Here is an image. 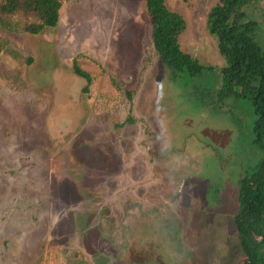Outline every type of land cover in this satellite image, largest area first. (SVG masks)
Wrapping results in <instances>:
<instances>
[{
  "label": "rangeland",
  "instance_id": "obj_1",
  "mask_svg": "<svg viewBox=\"0 0 264 264\" xmlns=\"http://www.w3.org/2000/svg\"><path fill=\"white\" fill-rule=\"evenodd\" d=\"M216 1L165 0L185 20L181 49L205 66L192 77L161 62L144 0H62L36 34L19 15L0 23V264H133L147 252L241 263L239 176L263 152L250 102L215 97L223 60L205 19ZM246 13L264 51V0ZM154 218L168 221L150 229L162 246L140 250L138 222Z\"/></svg>",
  "mask_w": 264,
  "mask_h": 264
},
{
  "label": "trees",
  "instance_id": "obj_2",
  "mask_svg": "<svg viewBox=\"0 0 264 264\" xmlns=\"http://www.w3.org/2000/svg\"><path fill=\"white\" fill-rule=\"evenodd\" d=\"M144 1L150 20L151 43L163 65L177 76L183 73L199 76L205 66L184 52L179 44V35L185 29L182 15L169 9L165 0ZM255 2L217 0L205 19L206 29L223 60L216 100L234 97L250 102L254 115L252 143L263 152V157L249 173L242 174L238 182V208L233 222L243 257L240 264H264V51L256 39L258 24L247 18L246 13L247 7ZM61 3L62 0H3L0 23L19 15L25 19L21 30L36 34L57 24ZM72 67L76 75L90 83L89 74L74 60ZM130 95L127 92L128 98Z\"/></svg>",
  "mask_w": 264,
  "mask_h": 264
},
{
  "label": "flooded vegetation",
  "instance_id": "obj_3",
  "mask_svg": "<svg viewBox=\"0 0 264 264\" xmlns=\"http://www.w3.org/2000/svg\"><path fill=\"white\" fill-rule=\"evenodd\" d=\"M241 177H242V174L239 176V179ZM154 223L155 224H147L144 221H139L138 222L139 225L144 227V230H143L144 233H142V235L138 234V240L136 241L137 246L141 247L140 250L141 249L143 250V245H148L149 246L150 243L155 245V248L152 245V249H158V246H162V244L160 243L159 240H158V244L156 242L153 243V242L149 241V237H150V233H151L150 229L153 228V227H156L155 229L158 231V234L163 233L164 232V228L168 226L167 225L168 221L162 224V223H158L155 220V218H154ZM147 225L149 226L148 230H146ZM137 233H138V231H137ZM148 246H145V249L148 248ZM138 256H139V258H137L136 262H132L133 264H163V262H154L153 257H151V254L149 252L146 253V256H140V255H138ZM100 257H102V256H100ZM105 257H106V259H109V257H107V256H105Z\"/></svg>",
  "mask_w": 264,
  "mask_h": 264
}]
</instances>
